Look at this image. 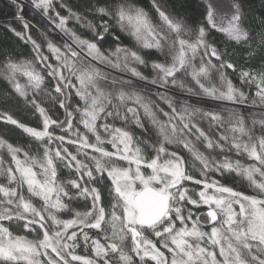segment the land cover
<instances>
[{"label":"snow or ice","instance_id":"snow-or-ice-1","mask_svg":"<svg viewBox=\"0 0 264 264\" xmlns=\"http://www.w3.org/2000/svg\"><path fill=\"white\" fill-rule=\"evenodd\" d=\"M8 3L0 264H264V0Z\"/></svg>","mask_w":264,"mask_h":264},{"label":"trees","instance_id":"trees-1","mask_svg":"<svg viewBox=\"0 0 264 264\" xmlns=\"http://www.w3.org/2000/svg\"><path fill=\"white\" fill-rule=\"evenodd\" d=\"M78 2H79V0H68L69 6H72ZM260 2H261V0H246V8H250V9L258 12ZM139 3L141 5H147L148 0H139ZM62 14H66V13H62ZM26 15L29 17L31 16V14L27 13V11H26ZM9 19H10V15H9L8 0H0V24H3L4 22H6ZM32 34L35 38L40 39V35H39L37 28L32 29ZM215 35L217 38H220L221 34L216 33ZM121 36H122V39H124L125 43H127L128 42L127 38L123 37V34H121ZM56 39H59V38L56 37ZM8 47L15 48V50L17 52H21V51L27 52L28 51V49L18 46V42L15 40V38L11 37L10 33L8 35H5L4 31L0 30V48L7 49ZM229 72H231V70H229ZM230 78L233 80L234 83L239 84V80H238L237 76H231ZM6 87H7L6 82H4L3 80H0V93H2ZM18 115L21 119H24L25 122L33 123L30 116H26V114H24V113H19ZM257 134H259L258 130H257ZM108 147L110 148V145ZM233 175H235V174H233ZM227 183L230 186H235L237 190L244 191L245 194H252V190L247 186L246 182L243 183V187L240 186V183H238L237 180L229 179L227 181ZM81 252H82V250H81Z\"/></svg>","mask_w":264,"mask_h":264}]
</instances>
